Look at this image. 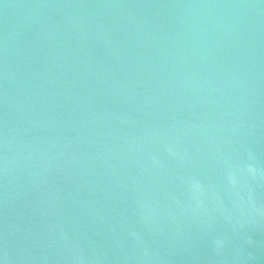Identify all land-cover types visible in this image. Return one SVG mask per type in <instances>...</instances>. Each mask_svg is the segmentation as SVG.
Listing matches in <instances>:
<instances>
[{
	"label": "water",
	"instance_id": "water-1",
	"mask_svg": "<svg viewBox=\"0 0 264 264\" xmlns=\"http://www.w3.org/2000/svg\"><path fill=\"white\" fill-rule=\"evenodd\" d=\"M0 264H264V0H0Z\"/></svg>",
	"mask_w": 264,
	"mask_h": 264
}]
</instances>
